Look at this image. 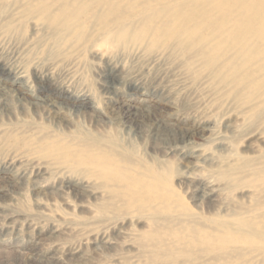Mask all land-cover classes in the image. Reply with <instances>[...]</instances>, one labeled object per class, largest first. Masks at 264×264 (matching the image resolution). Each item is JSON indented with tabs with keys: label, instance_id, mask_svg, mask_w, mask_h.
<instances>
[{
	"label": "rangeland",
	"instance_id": "374dc122",
	"mask_svg": "<svg viewBox=\"0 0 264 264\" xmlns=\"http://www.w3.org/2000/svg\"><path fill=\"white\" fill-rule=\"evenodd\" d=\"M38 3L0 0V264H264V245L231 237L238 226L264 229V163L221 176L233 155L254 157L250 141L264 155L251 136L264 112L232 135L241 112L219 105L178 61L155 59L112 26L63 39L28 14ZM82 106L87 114H77ZM116 133L136 189L147 195L151 172H169L151 206L111 196L92 166L48 156L49 145L102 155ZM200 152L215 160L193 167ZM208 186L213 198L195 200Z\"/></svg>",
	"mask_w": 264,
	"mask_h": 264
},
{
	"label": "bare ground",
	"instance_id": "6f19581e",
	"mask_svg": "<svg viewBox=\"0 0 264 264\" xmlns=\"http://www.w3.org/2000/svg\"><path fill=\"white\" fill-rule=\"evenodd\" d=\"M55 2L59 6L51 11L52 6L46 0H39L36 6L28 8V14L36 15L50 24L63 39L76 35L77 39L84 40L88 31L92 30L90 28L95 29V26H99L106 29L112 26L114 37L125 40L126 43L135 41L139 43L137 45L144 44L148 50L157 51L155 59L170 57L178 61L197 84L208 86L215 100L221 102L219 105L241 112L237 115L244 117L243 123L235 127L232 135L235 133L243 135L246 129L250 128L252 118L264 112V0H55ZM134 16L138 19H134ZM17 79H21V76ZM22 100L19 101L21 105ZM84 106L77 109V114H87L88 109ZM133 111V108L129 107L127 113ZM162 127L163 125L159 123L158 128ZM142 132L141 130L138 134ZM251 136H255L264 144V120ZM116 138L108 141V154L91 153L79 156L73 155L70 147L49 145L48 156L57 154L65 164L92 166L111 196L121 200L127 199L130 205L142 200L144 205L151 206L153 204L151 200L162 192L159 187L162 189L163 176H167L169 172L161 169H157V173L151 172L148 181H144L149 193L143 194L144 191L135 188L140 182L135 181L132 163L125 162L118 155L124 148L123 145H119L122 143L119 133H116ZM256 144L250 141L248 145L254 157L246 158L243 155L232 154L236 156L233 160L236 162L222 172L223 179L234 175V172L253 169L254 164L260 165L256 160L264 163V155H258ZM49 147L52 149L49 150ZM112 156L119 158V161L112 160ZM195 159L193 167H199L201 159L215 160L212 155L202 152L195 155ZM250 172L253 170L248 173ZM187 179L192 180V177L187 176ZM144 186L140 185L141 188ZM194 192L195 200L212 199L216 189L209 186L206 189L197 187ZM235 229L237 230L234 233L231 232L235 243L249 241L264 245V229L257 230L252 226H238Z\"/></svg>",
	"mask_w": 264,
	"mask_h": 264
}]
</instances>
